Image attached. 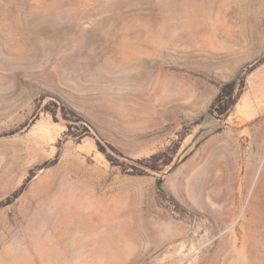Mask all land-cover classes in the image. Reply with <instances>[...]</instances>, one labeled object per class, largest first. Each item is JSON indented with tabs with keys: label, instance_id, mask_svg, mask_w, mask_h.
<instances>
[{
	"label": "rangeland",
	"instance_id": "1",
	"mask_svg": "<svg viewBox=\"0 0 264 264\" xmlns=\"http://www.w3.org/2000/svg\"><path fill=\"white\" fill-rule=\"evenodd\" d=\"M3 252L264 264V0H0Z\"/></svg>",
	"mask_w": 264,
	"mask_h": 264
},
{
	"label": "trees",
	"instance_id": "2",
	"mask_svg": "<svg viewBox=\"0 0 264 264\" xmlns=\"http://www.w3.org/2000/svg\"><path fill=\"white\" fill-rule=\"evenodd\" d=\"M235 86H236V81H233L231 83H226L223 86V88L221 89L219 96H218V98L214 104V107H216V111L220 114V116H223L224 114H226L228 112V110L230 109V107L232 106L233 100L231 98V95H232V92H233ZM162 156H165V152L153 154L152 156H150L147 159V161H148L147 166L152 170L157 169V164H156L157 160H159V158ZM54 160H50L49 162H46L45 164H43V167H45L46 165H48L50 163H53ZM158 187L162 188V179L161 178H159V180H158Z\"/></svg>",
	"mask_w": 264,
	"mask_h": 264
},
{
	"label": "bare ground",
	"instance_id": "3",
	"mask_svg": "<svg viewBox=\"0 0 264 264\" xmlns=\"http://www.w3.org/2000/svg\"><path fill=\"white\" fill-rule=\"evenodd\" d=\"M196 22H197V19H195L192 23H196ZM78 220H80V218L78 216L72 215L71 217L65 219L66 222H65L64 225H69L72 222H75V221H78ZM0 258L3 259L4 264H11V262L13 260V256H11L10 254L5 253V252L0 253Z\"/></svg>",
	"mask_w": 264,
	"mask_h": 264
}]
</instances>
